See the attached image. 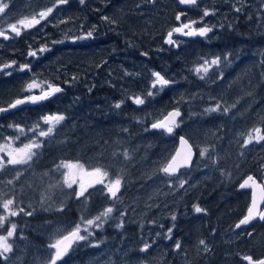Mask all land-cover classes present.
I'll list each match as a JSON object with an SVG mask.
<instances>
[{
	"label": "rangeland",
	"instance_id": "374dc122",
	"mask_svg": "<svg viewBox=\"0 0 264 264\" xmlns=\"http://www.w3.org/2000/svg\"><path fill=\"white\" fill-rule=\"evenodd\" d=\"M53 3L55 0H10L9 9L0 14V30L10 34L8 40L0 37V65L16 62L13 69L4 70L11 75L0 74V107L39 94L40 89L26 90L34 79L63 89L48 100L0 117V145L9 139L12 148L33 139L42 141L38 155L28 165L0 170V202L11 198L13 210L24 209L8 218L17 231L9 238L13 250L6 254L7 259L0 257V264H47L49 244L107 207H113V213L104 227L93 229L89 241L80 242L58 264H169L165 256L172 252L184 264H246L243 255L264 257V222L235 227L252 193L251 187L248 191L236 187L245 176L257 177L264 165V141L243 146L252 129L260 127L264 134V0L255 3L253 31L242 28L241 37L222 38L215 47L197 42H180L185 45L175 47L164 43L168 23L175 18L176 0H86L83 5L69 0L46 21L31 29L21 27L18 37L8 28L20 19L38 17ZM218 13L225 11L219 7ZM188 18L197 21L194 27L215 26L214 30L220 26L211 25L209 16L201 20L199 12ZM94 26V39L71 43L73 36ZM211 33L193 41L211 39ZM61 40L64 43H53ZM43 46L50 51L40 53ZM30 51L37 56L29 57ZM224 55L231 63L210 71L206 80L189 71L203 59ZM23 64H29L30 70L19 71ZM153 71L174 83L148 97ZM137 95L145 98L144 105L133 103L131 98ZM118 101H124L119 109L114 107ZM217 104L220 111L205 113ZM223 107H229V112L225 114ZM176 109L181 112L180 126L172 134L151 130L152 123ZM46 114H63L65 119L49 137L40 138L38 131L47 129L40 118ZM38 121L40 127L33 136L29 129ZM17 125L24 129L23 134ZM180 136L187 138L195 158L189 167L168 177L160 169L171 160ZM202 149L208 150L203 157L199 154ZM0 156L6 158L5 153ZM68 162L82 164L85 171L101 167L109 173L105 184L88 188L85 197L77 199L79 183L67 188L63 183L67 169L57 171V166ZM189 173L191 179L184 175ZM117 178L121 179L118 199L110 200L105 185ZM181 180L185 181L183 188ZM181 194L182 199L177 200ZM193 205L205 211L197 214ZM0 215H6L2 208ZM121 220L123 227L117 228ZM10 223L0 228V234H6ZM170 227L173 232L166 239ZM177 241L180 249H176ZM144 243L150 247L141 252Z\"/></svg>",
	"mask_w": 264,
	"mask_h": 264
},
{
	"label": "snow or ice",
	"instance_id": "6c2138e0",
	"mask_svg": "<svg viewBox=\"0 0 264 264\" xmlns=\"http://www.w3.org/2000/svg\"><path fill=\"white\" fill-rule=\"evenodd\" d=\"M69 2V0H55V3L52 4L51 7H47L46 10L40 11L37 15H33L31 18L20 19L17 23L8 24V28L12 33H14L17 37L21 35V27L24 29H31L35 25L41 23V21H46L50 14L53 13L54 9H56L60 5H65ZM80 4H85L86 0H79ZM180 5H195L197 0H177ZM10 0H0V14H5L6 10L9 9ZM244 11L243 7H236V13H242ZM214 12H210L208 9L203 11V15L201 16V20L209 15H214ZM3 17H0L2 19ZM103 20L107 21L108 17H103ZM182 13L178 12L175 16L176 21H181ZM251 19V17H249ZM258 22H260L258 20ZM197 21H190L188 23H181L178 27L172 28L168 33L166 38L164 39V43L167 45L177 46V42L172 38L173 33L182 34L185 37H202L207 38L208 33L213 31V27H209L207 25L203 27H194ZM221 27H224L221 24ZM228 27H232V25H228ZM0 37H3L5 40L9 39V36L5 31L0 30ZM95 38V26L92 30L87 31L78 36H73L71 38V43H76L80 40H88ZM65 39H68L66 36ZM53 43H64L61 41H53ZM46 51H50L47 46H43L39 49L40 53H44ZM29 57H36V51H30L28 53ZM142 55L146 56L147 53H142ZM227 65L230 64L231 61L227 55L214 56L211 59H203L202 63H197L193 69H189V71L194 72L195 75L201 79L206 80L210 71H216L219 69L221 64ZM15 61H12L8 64L0 65V74L11 75V72H5L6 69H13ZM262 66H264V62H262ZM99 67V65H97ZM19 71L24 72L30 70L29 64H23L19 66ZM126 76L131 75V73L125 72ZM152 80V91L147 93L148 97H152L159 92H162L164 88L170 85V83H174V81L170 82L169 79H166L164 75L160 72L153 71L151 72ZM223 77V73H220V77ZM34 89H40L39 94H28L25 95L23 99H17L14 103L9 104L7 108H0V114L7 113L12 109H17L19 106L26 104H37L39 102H43L53 97L55 94L61 93L63 91L62 87L53 83H41L37 80H32L30 83L26 85V90L31 92ZM133 103L137 106L145 104V98H142L140 95L131 98ZM124 101H118L115 103L114 107L119 109ZM231 107H235V105H231ZM221 105L217 104L213 108L205 109V113H212L220 111ZM229 107H223V112L226 114L229 112ZM181 117V112L176 109L171 112H168L166 116L162 120H158L151 124V130L162 129L164 132L168 134H172L175 128H178L179 122L178 118ZM65 119L63 114H46L43 115L40 120L43 121L45 125H47V129L39 130L38 137H49L52 133L56 125L60 124ZM9 127H12L10 125ZM40 127V122L38 121L35 128L29 129L32 132L33 136H36L37 129ZM17 130L23 134L24 129L20 128L18 125L16 126ZM252 141H256L259 143L260 141H264V134H261V128L256 127L252 129L243 140V146L249 145ZM11 139H9L6 145H0V152L5 153V156H0V170L5 169L8 165H28L29 162L33 161L34 157L38 155V150L42 147V141L39 139H33L32 142L28 144H24L23 147L20 148H12L11 147ZM180 144L182 149H178L176 154L171 157V160L164 166L160 171H162L166 176L172 177L177 173L178 169L187 167L192 160V147L188 144V141L182 136L180 137ZM207 149H202L200 151V156H205ZM128 153L125 152V159L128 158ZM215 163V161H213ZM65 168L67 171L64 172L63 183L67 188L72 189L74 184L79 183V189L75 190V197L77 199L85 197V193L88 188L93 187L97 184H105V178L108 177L109 173L107 171H103L101 167H95L91 171H85L84 166L82 164H73V163H64L62 165L57 166V171L59 168ZM78 170V171H77ZM79 176V180L77 179ZM87 178V179H85ZM12 181L9 180L8 184H11ZM185 181H180V187L183 188ZM253 188V197L251 204L247 208V213L238 221L235 225L237 229H239L242 225H248L251 221L256 218H259L261 221H264V210H260L261 201H264V189H261L260 198L257 199L255 188L257 187L256 180L253 175H248L246 179L243 180V183L239 184L240 189ZM107 198L110 200L118 199L117 193L121 189V179L117 178L114 180H110L105 185ZM14 200L11 198L2 199L0 202V208L3 209V212L6 215H0V228H4L6 223H10L9 217H16L19 213H24L23 208H19V213L16 210H13ZM18 207V205L16 206ZM50 210V209H49ZM193 211L197 214L204 212L199 205H193ZM113 213V207H107L99 215L95 216L92 219H82L80 223H76L74 227L71 228L70 231H67V234L60 235L59 238L55 239L54 243L48 245V248L51 250L49 254V258L47 259V264H58L62 260V258L66 257L74 247L77 246L80 242L87 243L89 238L93 235V229H100L104 227L105 222L111 218V214ZM26 215H32V212H27ZM121 217L124 216V213H120ZM173 221H175L176 216L173 215L171 217ZM83 225V227H82ZM117 228L123 227V220L116 225ZM17 231V225L15 223H10V226L7 227L6 234H0V257H5L7 259L8 253L13 250V244L9 242V238L14 236V233ZM84 234H81V233ZM173 232V228H168L165 233V238L170 239L171 234ZM157 235H160L157 233ZM251 235V233H249ZM200 245L204 246V251L208 252L209 248L204 240H201ZM93 247L97 245H91ZM150 244L144 243L143 247L140 249L141 252H145L149 249ZM181 248V243L177 241L176 249ZM242 261L247 262V264H264V257L259 259H254L251 255H243L241 257Z\"/></svg>",
	"mask_w": 264,
	"mask_h": 264
},
{
	"label": "flooded vegetation",
	"instance_id": "af4514ba",
	"mask_svg": "<svg viewBox=\"0 0 264 264\" xmlns=\"http://www.w3.org/2000/svg\"><path fill=\"white\" fill-rule=\"evenodd\" d=\"M256 1L257 0H213V1L197 0V3L195 5H189L187 7H182L178 4V2H176L177 4L175 3L176 9L174 10V14L176 16L178 12L182 13V19L181 21H176L175 18L171 19L168 23L167 33L172 28L178 27L181 23H188L192 21L191 19L188 18V15H190L191 13L199 12L200 15L202 16L203 11L205 9H208L210 12L215 13L214 15H209V19L212 22L211 25H216L217 23L220 25L219 27H216L213 30V33H211L213 34L211 39L208 38L205 41H200V40L193 41L195 37H185L179 33H173L172 38L177 42V46L179 45L183 46L185 44L190 45L192 42H197L198 44H202L203 47L220 46V39L222 38L226 39L227 37L229 38L241 37V33L243 32L242 28L250 29L251 31H253V29H251V23L257 14L256 5L258 4H255ZM219 7L222 8L223 11H225V14L221 13L219 16V13H218ZM236 7H243L244 11L242 13H236L235 12ZM229 9H231V12H229ZM249 17H251L250 20H248ZM172 20H173V23H172ZM221 24H223L224 27H221ZM228 25H232V27L230 28L228 27ZM7 35L10 36V34H7ZM180 42H183L185 44L180 43ZM171 47H175V46L171 45ZM253 176L256 178L255 179L256 182L261 181L264 187V165H261V172L257 174V177L255 175ZM242 180L239 182V184L242 182ZM241 191H248V188L242 189ZM249 202L251 203V200ZM260 210H264V202ZM259 220H260L259 218H256L255 220L251 221L249 224H253V223L255 224Z\"/></svg>",
	"mask_w": 264,
	"mask_h": 264
},
{
	"label": "trees",
	"instance_id": "16d2710c",
	"mask_svg": "<svg viewBox=\"0 0 264 264\" xmlns=\"http://www.w3.org/2000/svg\"><path fill=\"white\" fill-rule=\"evenodd\" d=\"M176 2H177V0H176ZM172 23H173V20H172ZM172 25V24H171ZM192 100H195V98L194 99H192ZM198 100V99H197ZM196 101V100H195ZM173 111V110H172ZM167 115V114H166ZM165 115V116H166ZM212 115H214V114H212ZM217 116H220V115H217ZM221 117V116H220ZM164 118V117H163ZM162 118V119H163ZM161 119V120H162ZM181 137V136H180ZM179 137V138H180ZM113 138H114V136H113ZM60 148V147H59ZM94 149V148H93ZM47 163H46V161H44V165H46ZM39 165V164H38ZM50 165H51V163H50ZM43 166V165H42ZM51 168V167H50ZM27 170L29 171V167H27ZM180 170V169H179ZM186 177H188V176H190V179L192 178V174L191 173H189V174H184ZM246 177V176H245ZM244 177V178H245ZM243 178V179H244ZM236 189L238 190V191H241V189H239V183H238V185H237V187H236ZM180 199H182V194L178 197V199L177 200H180ZM249 206V205H248ZM248 208V207H247ZM247 208H246V210H245V213L240 217V218H242L245 214H246V212H247ZM238 222V221H237ZM236 222V223H237ZM264 221H261V220H259L257 223H263ZM235 223V224H236ZM128 237V235L127 234H125L124 235V238H127ZM237 241V240H236ZM238 242V241H237ZM239 245H240V243H239ZM180 257H183V256H180ZM165 259L166 260H168L169 261V264H174V262H175V260H177V264H184L181 260L182 259H178V258H176V254L175 253H171V254H168V255H166L165 256ZM244 263H246L247 264V262H245V261H243Z\"/></svg>",
	"mask_w": 264,
	"mask_h": 264
},
{
	"label": "water",
	"instance_id": "95a60500",
	"mask_svg": "<svg viewBox=\"0 0 264 264\" xmlns=\"http://www.w3.org/2000/svg\"><path fill=\"white\" fill-rule=\"evenodd\" d=\"M24 97H22V98H19V99H23ZM15 102V101H14ZM13 102V103H14ZM25 105H22V106H19L17 109H12L11 111H9V112H7V113H10V112H14V111H16V110H18L19 108H21V107H24ZM3 108H7V107H3ZM7 113H3V114H0V116L1 115H5V114H7ZM182 137V136H181ZM186 139V138H185ZM188 144H189V142H188ZM190 145V144H189ZM178 149H181L182 151L184 150V149H182V146H181V144H180V138H179V142H178V145H177V148H176V150H175V152H174V154L173 155H175L176 154V152H177V150ZM193 157H194V151H193V149H192V159H193ZM191 162H192V160H191ZM191 162L189 163V165L191 164ZM188 165V166H189ZM262 189H264L263 187H262ZM255 192H256V196H257V199H259L260 198V192H261V190L260 189H258L257 187L255 188ZM258 192H259V194H258ZM252 193H253V188H252ZM253 195V194H252ZM252 201V200H251ZM263 202L264 201H261V204H260V208H261V206L263 205Z\"/></svg>",
	"mask_w": 264,
	"mask_h": 264
},
{
	"label": "bare ground",
	"instance_id": "6f19581e",
	"mask_svg": "<svg viewBox=\"0 0 264 264\" xmlns=\"http://www.w3.org/2000/svg\"><path fill=\"white\" fill-rule=\"evenodd\" d=\"M180 5V4H179ZM180 6H182V7H187V6H189V5H180ZM253 25V24H252ZM252 29V28H251ZM264 43V42H263ZM167 45V44H166ZM167 46H171V45H167ZM242 54V53H241ZM134 62V61H133ZM144 70V69H143ZM120 84V83H119ZM108 86H110V85H108ZM118 89V88H117ZM112 99V98H111ZM105 100H106V98H105ZM101 101V100H100ZM103 101V100H102ZM104 103V102H103ZM82 108V107H81ZM102 109V108H101ZM215 117V116H214ZM214 117H211V120L214 118ZM106 135V134H105ZM89 156V155H88ZM171 203V202H170ZM184 203V202H183ZM168 205V204H167ZM125 253V252H124Z\"/></svg>",
	"mask_w": 264,
	"mask_h": 264
}]
</instances>
